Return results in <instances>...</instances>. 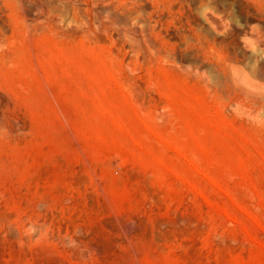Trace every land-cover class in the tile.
<instances>
[{
    "label": "rangeland",
    "instance_id": "374dc122",
    "mask_svg": "<svg viewBox=\"0 0 264 264\" xmlns=\"http://www.w3.org/2000/svg\"><path fill=\"white\" fill-rule=\"evenodd\" d=\"M137 2L0 0V264H264V0Z\"/></svg>",
    "mask_w": 264,
    "mask_h": 264
},
{
    "label": "bare ground",
    "instance_id": "6f19581e",
    "mask_svg": "<svg viewBox=\"0 0 264 264\" xmlns=\"http://www.w3.org/2000/svg\"><path fill=\"white\" fill-rule=\"evenodd\" d=\"M19 1H20V0H19ZM27 1H28V0H27ZM46 1H47V0H46ZM137 1H138V0H136V4L138 5V2H137ZM183 1H184V0H183ZM201 1H202V0H201ZM208 1H209V0H208ZM4 2H5V1H4ZM211 2H212V1H211ZM57 3H58V2H57ZM133 3H135V2H133ZM140 3H141V0H140ZM178 3H179V2H178ZM212 3H213V2H212ZM215 3H216V2H215ZM33 4H35V3H33ZM41 4H42V3H41ZM26 5H27V4H26ZM42 5H43V4H42ZM44 5H46V4H44ZM44 5H43V6H44ZM139 5H140V4H139ZM172 5H173V4H172ZM172 5H171V6H172ZM203 5H204V4H203ZM205 5H206V4H205ZM132 6H133V5H132ZM135 6H136V5H134V8H136ZM53 7H54V6H53ZM109 7H110V6H109ZM166 7H167V6H166ZM174 7H175V6H174ZM214 7H215V6H214ZM214 7H213V8H214ZM36 8H37V7H36ZM137 9H138V8H136V11H138ZM140 10H141V9H140ZM217 10H219V8H216V10L214 11L213 15L216 13ZM36 11H37V10H36ZM38 11H39V9H38ZM132 11H134V10H132ZM34 12H35V10H34ZM43 12H44V11H43ZM219 12H220V11H219ZM219 12H217L216 14H218ZM227 12H228V11H227ZM37 13H39V12H37ZM130 13H131V12H130ZM135 13H136V12H135ZM137 13H140V12H137ZM43 14H45V13H43ZM48 14H49V17H50V13H47V14H46L47 17H48ZM133 14H134V13H132V16H133ZM141 14H142V12H141ZM220 14L222 15V10H221V13H219V15H220ZM52 15H53V14H52ZM57 15H59V14H57ZM62 15H64V14H62ZM211 15H212V13H211ZM221 15H220V16H221ZM223 15H226V14H223ZM8 16H9V15H8ZM40 16H42V15H40ZM69 16H70V15H69ZM132 16H131V17H132ZM209 16H210V15H209ZM214 16H215V15H214ZM220 16H217V17H220ZM26 17H27V15H26ZM29 17H30V16H29ZM47 17H46V18H47ZM49 17H48L47 19H49ZM53 17H54V16H53ZM60 17H61V19H62V16H60ZM169 17H170V16H169ZM215 17H216V16H215ZM229 17H230V16H229ZM232 17H233V15H232L230 18H232ZM27 18H28V17H27ZM36 18H37V17H36ZM42 18H43V17H41V19H42ZM44 18H45V17H44ZM44 18H43V19H44ZM57 18H59V17H57ZM57 18L55 19L56 21H57ZM133 18L136 19L134 22H138V24L141 23L140 25H142V23H144V22H145V19H146V18H144V16H141V15H140V16L137 15L136 17H133ZM220 18H221V17H220ZM222 18H223V17H222ZM222 18H221V20H222ZM20 19H21V18H20ZM23 19H25V18H23ZM32 19H33V18H32ZM32 19H31V20H32ZM51 19H52V18H51ZM70 19H71V16H70ZM73 19H74V18H73ZM208 19H209V17H208ZM217 19H218V18H217ZM225 19H226V18H225ZM227 19H228V18H227ZM227 19H226V22L228 21V23H227V24L225 23V24H224L225 26L228 25L229 22H230V20H231V19H230V20H229V19L227 20ZM28 20H29V19H28ZM210 20H211V18H210ZM210 20H208V21H209L208 23H209V24H210V22L213 23V22L210 21ZM212 20H213V19H212ZM32 21H33V20H32ZM56 21H54V24H56V23H55ZM59 21H60V20H59ZM59 21H57V22H59ZM63 21H64V20H63ZM72 21H73V20H72ZM213 21H214V20H213ZM44 22H45V21H44ZM44 22H43V23H44ZM69 22H70V20H69ZM218 22H219V21H218ZM223 22H225V21L223 20L221 23H223ZM19 23H20V21H19ZM19 23H18V24H19ZM24 23H25V22H24ZM35 23H36V22H34V24H35ZM45 23L47 24V22H45ZM49 23H50V22H49ZM62 23H63V22H62ZM73 23H74V22H73ZM147 23H148V22H147ZM147 23H145L146 26H147ZM31 24H33V23H31ZM31 24H29V25H31ZM39 24H40V23H39ZM52 24H53V23H52ZM54 24H53V25H54ZM58 24H61V23L59 22ZM69 24H70V23H67V25H69ZM71 24H72V23H71ZM71 24H70V25H71ZM136 24H137V23H136ZM214 24L216 25L217 22H215ZM23 25H25V24H23ZM29 25H28V26H29ZM48 25H49V24H48ZM48 25H46V26H48ZM50 25H51V24H50ZM61 25H62V24H61ZM61 25H60V27H61ZM73 25H74V24H73ZM140 25H139V26H140ZM211 25H213V24H211ZM211 25H210V27H212ZM219 25H220V24H219ZM219 25H218V26H219ZM221 25H223V24H221ZM28 26H27V28H28ZM40 26H43V27H44L45 25H43V24L41 23ZM40 26H39V27H40ZM142 26H143V27H146V26H144V25H142ZM22 27H23V26H22ZM25 27H26V26H25ZM30 27H31V26H30ZM33 27H34V26H33ZM33 27H32V28H33ZM48 27H49V26H48ZM58 27H59V26H57V28H58ZM73 27H74V26H73ZM140 27H141V26H140ZM143 27H142V28H143ZM213 27H214V25H213ZM215 27H216V26H215ZM215 27H214V28H215ZM219 27H220V26H219ZM221 27H223V26H221ZM228 27H230V26L228 25ZM34 28H35V27H34ZM45 28H46V27H45ZM61 28H62V27H61ZM63 28L66 29V27H63ZM217 28H218V27H217ZM65 29H63L62 31H64ZM210 29H211V28H210ZM212 29H213V28H212ZM223 29H224V27H223ZM229 29H230V28H229ZM229 29H227V26H226L223 32L225 33V32H226L225 30H227V32H228ZM17 30H18V29H17ZM33 30H34V29H33ZM44 30H45V32H46V29H43V31H44ZM48 30H49V29H48ZM126 30H127V29H126ZM131 30H132V29H128L127 31L132 32ZM142 30H143V29H142ZM217 30H218V29H217ZM221 30H222V28L220 29V31H221ZM14 31H15V30H14ZM40 31H41V30H40ZM49 31H50V30H49ZM58 31H59V30H58ZM60 31H61V29H60ZM65 31H66V30H65ZM133 31H134V30H133ZM197 31H198V30H197ZM38 32H39V31H37V33H38ZM50 32H51V31H50ZM53 32H54V31H53ZM53 32H52V33H53ZM214 32H215V31H214ZM244 32H245V30H244ZM33 33H34V32H33ZM61 33H62V32H61ZM72 33H73V32L71 31V34H72ZM132 33H134V32H132ZM215 33H216V32H215ZM39 34H41V33L39 32ZM49 34H50V33H49ZM57 34H58V33H57ZM124 34H126V33H124ZM124 34H123V35H124ZM192 34H193V33H192ZM216 34H217V33H216ZM218 34H220V33H218ZM221 34H223V33L221 32ZM226 34H227V33H226ZM4 35H6V34H4ZM44 35H45V33H44ZM58 35H59V34H58ZM62 35H63V34H62ZM126 35H128V34H126ZM223 35H225V34H223ZM7 36H8V35H7ZM60 36H61V35H60ZM72 36H74V35H72ZM195 36H196V34H195ZM211 36H212V35H211ZM4 37H5V36H4ZM38 37H39V36H38ZM57 37H58V36H57ZM65 37H66V36H65ZM129 37L131 38L130 35H129ZM133 37H134V36H132L131 39H134V38H135V37H134V38H133ZM201 37H202V35H201ZM201 37H200V38H201ZM213 37H214V36H213ZM36 38H37V37H36ZM63 38H64V37H63ZM200 38H199V39H200ZM260 38H261V37H260ZM260 38H259V40H260ZM1 39H2V38H0V40H1ZM56 39H57V38H56ZM211 39H213V38H211ZM66 40H67V39H66ZM70 40H71V39H70ZM202 40H203V37H202ZM257 40H258V39H257ZM259 40H258V41H259ZM1 41H2V40H1ZM1 41H0V42H1ZM3 41H4V39H3ZM188 41H189V39H188ZM195 41H196V40H195ZM245 41H246V40H245ZM4 42H6V40H5ZM57 42H58V41H57ZM64 42H65V41H64ZM64 42H63V43H64ZM196 42H197V41H196ZM201 42H202V41H201ZM201 42H200V43H201ZM215 42H216V40H215ZM200 43H199V44H200ZM210 43H211V42H210ZM219 43H221V42H219ZM245 43H247V41H246ZM2 44H3V42H2ZM247 44H248V43H247ZM257 44H260V43L257 42ZM193 45H194V44H193ZM224 45H225V44H224ZM260 45H261V44H260ZM260 45H258V47H259ZM4 46H5V45H4ZM256 46H257V45H256ZM261 46H262V49L264 50V44H262ZM0 47H1V46H0ZM200 48H201V47H200ZM200 48H199V50H200ZM260 48H261V47H260ZM254 49H255V47H254ZM262 49H261V50H262ZM204 50H205V49H204ZM257 50H258V49H257ZM263 50H262V51H263ZM253 51H254V50H253ZM255 51H256V49H255ZM9 52H10V51H9ZM257 52H258V51H257ZM203 53H204V52H203ZM262 54H263V53H262ZM233 55H234V54H233ZM243 55H244V54H243ZM254 55H255V53H254ZM260 55H261V54H260ZM260 55H259V53H258V56H259V57H260ZM6 56L8 57V55H6ZM7 57H6V58H7ZM39 57H40V56H39ZM230 57H231V56H230ZM245 57H246V56L244 55V58H245ZM1 58H2V57H1ZM6 58H5L4 61H6ZM262 58H263V57H262ZM3 59H4V58H3ZM233 60H234V58H233ZM255 60H256V59H255ZM243 61H244V60H243ZM249 61H250V60H249ZM215 62H216V61H215ZM215 62H214V63H215ZM234 62H235V61H234ZM1 64H2V63H1ZM220 64H221V63H220ZM222 64H223V63H222ZM246 64H247V62H246ZM263 64H264V63H263ZM216 65H217V64H216ZM215 67H216V66H215ZM247 67H248V64H247ZM263 69H264V68H263ZM248 70H249V69H248ZM211 71H212V70H211ZM262 72H263V71H262ZM203 73H204V72H203ZM210 73H211V72H210ZM208 74H209V73H208ZM209 76H210V75H209ZM205 77H206V76H205ZM207 77H208V76H207ZM207 77H206V78H207ZM210 77H211V78H210ZM210 77H209V78L212 79V80H213L214 82H216L217 84H219V85H224V84H229L230 82H234V79H233L234 77H235V78L237 77V78L240 79V80H241V79H242V80H247L248 77H249V75H248V73H247L245 70H240V69H238V68H236V67H234V66H231V68L224 67L223 69L217 71L215 74H213V72H212V75H211ZM207 80H208V78H207ZM209 81H210V80H209ZM230 84H232V83H230ZM1 86H2V85H1ZM0 94H2V93H0ZM2 96H4V94H2ZM3 98H4V97H3ZM6 98H7V97H6ZM7 100H8V99H7ZM1 101H3L2 98H1ZM9 102H10V101H9ZM263 107H264V105L262 106V108H263ZM257 109H258V108H257ZM260 110H261V109H260ZM263 110H264V108H263ZM257 114H260V115H261L262 112H261V113H257ZM23 119H24V118H23ZM4 120H5V119H4ZM16 120H17V119H16ZM10 122H11V120H10ZM18 122H19V121H18ZM18 122H17V123H18ZM20 122H21V121H20ZM21 123H22V122H21ZM13 125H14V123L12 124V126H13ZM17 125H18V124H17ZM17 125H16V126H17ZM16 126H14V127H16ZM20 126H21V124H19V127H20ZM24 126H25V124H24ZM26 126H27V123H26ZM4 127H5V126H4ZM6 127H7V126H6ZM2 128H3V127H2ZM17 128H18V126H17ZM17 128H15V129H17ZM25 128H27V127H25ZM21 130H23V128H22ZM21 130H20V128H19V133L21 132ZM24 130H25V129H24ZM8 131H9V130H8ZM12 131H14V130H12ZM17 131H18V129H17ZM10 132H11V131H10ZM11 133H12V132H11ZM16 133H17V132H16ZM16 133H14V134H16ZM0 134H1V133H0ZM1 135H2V134H1ZM12 135H13V133H12ZM3 137H4V136H3Z\"/></svg>",
    "mask_w": 264,
    "mask_h": 264
}]
</instances>
